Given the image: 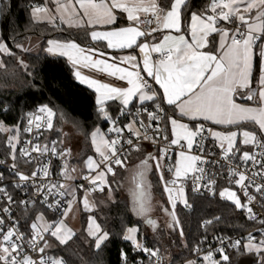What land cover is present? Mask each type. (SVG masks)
Segmentation results:
<instances>
[{
    "label": "snow or ice",
    "instance_id": "obj_1",
    "mask_svg": "<svg viewBox=\"0 0 264 264\" xmlns=\"http://www.w3.org/2000/svg\"><path fill=\"white\" fill-rule=\"evenodd\" d=\"M186 4V0H169L167 8L160 6L158 0H67L66 3H61L57 0V10L66 12L69 7L73 9V15L81 16V20L70 26L76 27H103L105 25H114L117 22L115 10L119 9L127 14L129 22L125 27L112 28L108 31H91L90 38L93 41H106L109 49L139 48L142 54L141 60L135 56H125L119 58L116 62L115 58H111L109 54L97 48H86L76 43L75 41L58 42L49 41L51 45L47 51L49 53L59 52L61 55H67L73 62L74 66L83 63L85 67H91L99 72L107 73L110 76L117 77L119 80L127 81L128 87H114L110 84H104L97 80H90L87 77L81 76L80 72L75 73L76 77L82 82L89 84L99 94L97 104L99 112L107 119H111L104 107L107 100H119L123 106L122 112L126 111L127 106L137 98L143 101H155L159 98L163 104L172 106L174 110H178L181 116L189 117L195 120L202 117L205 121H212L215 124H236L241 122H251L256 126L259 135L256 131L238 130L229 131L227 133L214 132L211 129H206L203 124L190 128L188 124L181 123L177 119L169 116L168 122L171 124V133L173 139L170 144L160 149V156L156 157L151 154L142 161V170L137 173L138 179L137 190L135 193L137 215H146L149 211L147 207L148 193L145 189V176L150 171L149 161H153L155 169L160 171V179L163 180V165L161 161L169 155L171 145H180L179 159L174 167L167 168V171L173 172L174 179L166 182L165 190L170 193L169 199L175 201L171 196L175 188L177 180L182 177H187L189 173H201L199 176L194 175V181L203 179L204 169L199 167V163H205V158L200 155L188 154L193 147H197L202 152L204 145L202 141L205 139L204 133L216 138L219 141V146L224 150L226 159H229V153L235 156L240 149L236 146L237 138H241V142L245 145L258 146L264 150V0H211L209 9L203 14H191V24L188 31L190 38L184 34L163 36L159 43H149L147 38L154 37L162 27L165 30H175L181 32L182 8ZM79 6L78 11L76 6ZM35 11H41L36 9ZM210 12L211 14H207ZM143 13L144 15H140ZM235 24L234 28L220 27L219 24ZM217 33L220 36L219 48L215 51H208L207 37L210 33ZM145 38L144 42L138 43L139 38ZM259 49V66L258 87L253 89L252 79L254 70V58L257 56L256 50ZM0 51L11 54L6 45L0 43ZM156 53L160 56L158 60L152 59V54ZM103 57V58H101ZM110 60L112 62H110ZM3 62L0 61V66ZM125 65V66H121ZM143 73V74H142ZM145 77L151 78L162 93L153 92L149 86L148 80ZM241 89L247 90L246 99L253 101L256 106H249L237 103L235 96L240 93ZM243 95V93H240ZM155 111L147 112L149 124L145 125L143 121H133L126 125L129 131H132L133 124L138 123L141 128L145 129L143 139L152 140L156 143V136H160L163 129L160 127L159 121L164 119L161 113L164 108L161 103L155 105ZM39 111L46 114L45 123L48 129L53 128V120L56 113L47 105L41 106ZM139 111V110H138ZM147 111V109H145ZM37 120L40 117H36ZM155 122V125L152 124ZM32 121H29L31 125ZM38 128L39 124L36 125ZM152 128L155 136L149 137L147 131ZM0 130L3 125H0ZM25 131H31V127ZM111 131L119 134L123 131L121 128L113 127ZM137 139L141 138V133L135 131ZM93 143L96 145L97 152L100 153L102 160L100 163L105 165V171L98 172L95 178L85 177L89 179L92 185H95L99 190L103 191V185L106 183V173L115 175L113 165L124 166V159L127 158L124 154V159H121L122 149L118 148L120 139L108 140L100 133L99 129L91 133ZM199 137V139H197ZM165 141L168 140L167 135L163 136ZM184 144H181V141ZM9 146L13 149L12 159L15 160V145L13 138L9 139ZM128 145H133L131 139L127 140ZM133 147H136L133 145ZM107 149V153L101 149ZM34 151H40V146L37 145ZM44 151H48L47 147ZM52 152L56 153L55 147ZM24 156H30L27 151H22ZM264 155V151L261 152ZM243 162L252 161L254 164L259 163L261 168H264V160H257L254 153L244 151L239 157ZM89 170L99 168V164L89 157ZM13 169L17 166L14 163ZM45 176L48 175L47 168L42 169ZM230 174L238 177L234 183L239 185L248 197V202L255 199L254 196L248 194L249 184H254L251 177H248L244 172H240L238 168H230ZM66 174V173H65ZM264 175L262 173H253L255 175ZM16 175L21 181H27L31 177L17 172ZM37 172H33L35 177ZM99 181V185H97ZM247 181V183H246ZM210 183L214 184L212 180ZM171 185V187H169ZM256 191L264 193V184H254ZM56 188V185H52ZM63 187V185L59 186ZM198 190V189H197ZM0 189V192H3ZM39 191V189H38ZM183 187L178 189V193L183 197ZM63 194V193H61ZM7 195V193H5ZM220 195H227L229 200H232L236 207L247 208L250 219H255L256 214L248 205L242 204L235 192L224 189ZM8 203L12 202L11 196L7 198ZM26 203V202H24ZM187 206V201L184 200ZM87 206V202L85 201ZM70 207V205H69ZM4 213H10V209L5 207L0 209ZM173 215L174 222L178 223ZM38 220H43L38 217ZM4 217H0V225H4ZM18 222H14L11 227L5 232L0 228V264H66L62 258L45 261L41 256L39 260L33 259L25 251L26 247H31L33 251L44 253L47 245V240L44 233H49L51 237L58 240L60 244H67L74 233L63 224L57 222L53 224L47 223H32L30 225L31 233L25 235L20 232L16 226ZM147 223L155 226V222L151 219ZM91 224H95L92 220ZM128 234L124 237L125 240L133 242L135 247L143 252H146L149 259L159 260L158 250H152L144 247L136 240L134 233L135 228H129ZM90 235L95 237V248L100 249L101 245L108 239V233L102 232L98 224L95 225V230L90 231ZM181 234H183L181 232ZM43 242L44 246H41ZM240 242L236 241L232 246L239 247ZM244 247L249 251H255L257 254L264 252V240L258 243L249 235L248 243ZM223 253V248L218 250ZM122 258L126 261L127 257L122 254ZM206 261H212V252L209 251L205 255ZM222 261H228L227 255H222ZM212 264L219 262L212 261ZM264 264V259L261 260Z\"/></svg>",
    "mask_w": 264,
    "mask_h": 264
},
{
    "label": "trees",
    "instance_id": "obj_2",
    "mask_svg": "<svg viewBox=\"0 0 264 264\" xmlns=\"http://www.w3.org/2000/svg\"><path fill=\"white\" fill-rule=\"evenodd\" d=\"M208 2L209 0H187L182 9L183 20H186L191 11L203 14ZM40 3L42 0H0V43L4 42L11 53L1 55L3 65L0 66V107L6 108L3 118L7 123L19 122L27 111L37 106L47 105L52 108L57 115L53 120L50 134L66 145H68L67 138H75L78 148L75 150L72 145L69 146L72 154L69 163L73 165L92 153L90 133L98 126L103 129L106 126V120L98 110L95 93L76 81L66 58L50 55L44 51L46 40L49 38L88 42L86 30L34 22L29 15L30 9ZM159 4L167 8L169 0H159ZM32 34L41 37L40 51L30 53L20 50L18 45ZM256 72L255 68L254 81ZM163 106L165 123L168 126L167 117L175 114L169 106L165 104ZM104 107L109 117H114L123 108L116 101H109L104 104ZM189 123L191 126L196 124L195 121ZM249 125L243 123L235 127ZM64 128H68L72 134L64 136L62 133ZM151 153L147 148L130 152L126 159L123 158L129 165L125 169L118 166L115 175L111 176L115 198L113 201L98 205L94 211L101 229L108 233V239L100 249L95 248L94 238L87 236L84 232H78L67 244H59L51 237L47 238V251L55 257L62 258L66 264H121L122 254L127 257V261L135 260L140 255L131 241L124 239L125 229L135 226L138 240H144L152 248H159L164 258L163 264H179L190 258L194 245L202 234H232L254 227V223L246 221L242 211L233 204L222 202L217 196L192 194L187 195L192 210L185 211L180 205L176 207L178 227L169 211L151 161H149L151 170L146 173L148 188L153 195L156 193L162 199V208L170 214L173 224L171 227L163 221L155 226L145 224L144 215H137L134 210L135 190L125 184L124 177L129 167L135 166L137 168L133 176L135 180L137 173L142 170V161ZM104 192L105 188L100 194ZM40 209H42L40 206H35L26 211H20V225L23 230L27 232L30 230V223L34 220L36 211ZM43 211L45 212L44 209ZM50 217L54 218V216ZM204 222L205 225L201 228ZM255 235L256 238L264 236V231ZM243 255L244 250L241 244L230 251L227 255L228 261H223L221 264H240ZM249 264L260 263H257L254 257Z\"/></svg>",
    "mask_w": 264,
    "mask_h": 264
},
{
    "label": "built area",
    "instance_id": "obj_3",
    "mask_svg": "<svg viewBox=\"0 0 264 264\" xmlns=\"http://www.w3.org/2000/svg\"><path fill=\"white\" fill-rule=\"evenodd\" d=\"M210 3L211 0H209L203 13L207 12ZM207 14L211 13L208 12ZM125 23L128 25L129 22L125 20ZM219 26L230 29L235 27L233 24L230 25L223 22H221ZM155 35L156 34H154V37ZM154 37L147 38L148 42L153 40ZM143 39L145 40V38ZM159 58L160 56L158 54H153V60H158ZM145 78L148 80L152 91L157 92L155 82L149 77ZM157 103H161L164 108L162 101L157 98L155 101L133 105L132 107L126 109V111H120L114 117H110L111 119H107L103 115L106 120V126L101 129L102 135L108 140L120 139L121 143L118 145V148L122 149L121 159L124 158V154L127 156L130 152L137 151L140 148H147L152 152L151 155L159 157L161 154L160 149L170 144L172 138L169 134V125L167 126L165 123V111L161 113L164 119L159 121L163 132L160 136L155 137L156 143H153L150 139H143L145 129L141 128L138 123L133 124L132 131H129V129L125 127L134 120L143 121L145 125L149 124L147 112L155 111V105ZM41 106H37L36 108L27 111L23 115L22 119L16 123L5 122L3 113L6 111V108L0 107V125H3L4 129L0 130V189L4 190L3 192H0V209L5 207L10 209V213L0 211V217H4L5 219L4 225H0V228H2L5 232L13 225L14 222H18L16 226L19 231L24 233L26 236L29 235L32 230L31 228L28 232L23 230L20 225L21 221L19 213L20 211H26L35 206H40L42 208L36 211L35 217L36 214L39 211H43V209L46 214L50 216H60L67 203V194L64 190L65 183L74 184L77 188L86 186L92 189V191L96 194L103 192L99 190L97 186L92 185L89 179H68V174L74 172L73 166L69 163L72 155L71 149L68 145L63 144L57 137L50 134L51 129H48L45 123L46 114L39 111ZM145 109H147V111H145ZM36 117H40V119L37 120ZM30 120L32 121L31 125L29 124ZM37 124L40 125L39 128L36 126ZM152 124L155 125V122H152ZM200 124H203L204 127L208 129L207 125L204 123ZM29 127H31V131H25V129ZM113 127H118L123 130L119 134V137L115 131H111ZM137 130L141 133V138L139 139H137L135 135V131ZM147 135L149 137L155 136L152 128L148 129ZM164 135H167V141L163 139ZM204 136L205 139L202 141L204 150L201 152L200 149L195 146L191 150L193 155H200L205 158V163L198 164L199 167L204 169V173L202 174L203 179L194 181V175H201V173L197 172L195 174L189 173L187 177H182L177 180L175 188L171 193V196L175 201V207H173L172 200L169 199L170 193L165 190V184L166 182L174 179L173 172L167 171V168L175 166L176 153L182 150L180 145H171L169 148V155L161 161L163 165V168L161 169L163 172V180L160 179V171L155 169L153 161H151V164L159 178L160 186L171 214L174 213L175 215V210L178 205L182 206L185 211L192 210V206L187 200L188 194L195 196H217L222 202L233 204L236 207L235 203L227 198V195L223 197L220 195L224 189L235 192L242 204L248 205L252 208V211L256 214L255 219L249 218L247 208L236 207L242 211L243 217L246 221L254 223L253 228L232 234H202L198 242L194 245L193 253L189 258L193 261V264H212V261L219 262V264H221L223 262L221 259L222 255H228L230 251L237 248L232 246L236 241H239L241 245L243 241L249 238L250 234L253 238H256V233L264 231V193L257 192L254 186V184H264V175L258 174L253 177V173H262L264 172V168H261L259 163L254 164L252 161L245 163L239 158L242 152L248 151L254 153L258 161L264 160V155H261V152L264 150H261L258 146L254 145H251L249 148L238 147L240 151L237 152L235 156H232V154L229 153V159H226L224 150L212 141L207 132L204 133ZM10 138H13V144L15 145V160L12 159L13 149L8 143ZM129 139L133 141V145L136 147L127 144V140ZM197 139H199V137ZM184 143L185 142L182 140L181 144ZM37 145L40 146V151L33 150ZM45 147H47L48 151H44ZM53 147H55L56 153L52 152ZM22 151H27L31 155L24 156L21 154ZM107 151L108 150L106 149L105 153H107ZM100 159L102 160L101 156ZM14 163L17 166L15 169L12 167ZM117 167L118 166L113 165L114 172H116ZM44 168H47L48 170L47 176L43 174L42 169ZM230 168H238L240 172H244L248 177L253 179L254 184H249L247 189L248 194L255 197V199L251 201V204H249L248 197L244 194L241 187L234 183L235 179L238 177L230 174ZM100 169L105 170V165L103 163H101L98 170ZM17 172L23 173L24 175L31 177V179L21 181L16 175ZM33 172H37L35 177L32 176ZM108 175L113 176L110 173H108ZM212 180L215 181L214 184L210 183ZM52 185H56L57 187L52 188ZM61 185H63V187H59ZM97 185H99V182H97ZM181 186L184 190L182 198L178 193V189ZM169 187H171V185H169ZM5 193H7V195H5ZM8 196H11L12 198L11 203H8ZM184 200L187 201V206L185 205ZM34 220H32V222H34ZM176 224L178 226V223ZM204 225L205 222L202 223L200 227L203 228ZM44 236L47 240V238L50 237V234L44 233ZM138 242L148 249L158 250L159 260L149 259L146 252L137 249L131 242L132 246L139 252L140 255L137 256L135 260L125 261L122 258L121 264H163L164 258L159 248H152L147 245L144 240H138ZM41 246H44L43 242H41ZM221 248H223V253L218 251ZM25 251L35 260H39L41 256L44 257L45 261H51L55 258L47 251V247L45 248L44 253L33 251L31 247H26ZM209 251L212 252V261H206L204 259L205 255H207ZM183 263L184 261L179 264Z\"/></svg>",
    "mask_w": 264,
    "mask_h": 264
},
{
    "label": "rangeland",
    "instance_id": "obj_4",
    "mask_svg": "<svg viewBox=\"0 0 264 264\" xmlns=\"http://www.w3.org/2000/svg\"><path fill=\"white\" fill-rule=\"evenodd\" d=\"M42 7V5H41ZM40 6H33L30 9V18L34 21V22H44L42 20H38L41 19V15H40V11H38L39 13L37 14V11H35L36 9H39ZM37 15H40L38 18H36ZM3 44H5L4 42H1ZM41 37H39L38 35H28L27 38L18 45L19 49L22 51H26V52H30V53H38L41 49ZM44 51L47 52V48H44ZM8 52H3L0 51V61H1V55L2 54H6ZM97 129H99L100 133L101 129L100 127H96L92 130V132L96 131ZM62 133L63 135L66 137L69 136L70 134H72L70 132V130L68 128H64L62 129ZM91 132V133H92ZM90 133V143H91V148H92V153L87 155L86 157H84L82 160H80V162H77L76 164H73V169L74 172L73 173H69L68 174V179L70 180H84L85 177H93L95 178L98 174V172L100 171H105L104 169H100L99 168H94L93 170H89L87 164H88V160L89 157L92 158L93 161H95L97 164H99V167L101 165V159H100V153L97 152L96 150V145L93 143L92 140V136ZM67 143L68 146L72 145L73 148H78L75 144V138L74 137H69L67 138ZM76 150V149H75ZM74 150V151H75ZM102 151L106 152V149H101ZM76 154V153H75ZM128 162L125 161L124 162V166L121 167V169H125L128 166ZM117 171V170H116ZM137 171V168L135 166H130L128 169V172L126 173V176L124 177V181L125 184L127 186L132 187L135 190L136 193V184L138 183V179L135 178V180H133V176L135 175ZM116 173V172H115ZM113 177V176H112ZM111 176L108 175V173H106L105 176V181L106 183L103 185V187L105 188V192L103 194H96L92 191V189L83 186L82 188H77L74 184H64V190L67 194V203L66 206L64 208L63 213L58 216V217H50L49 215H47L44 211H39L36 214L35 220L32 223H47V224H53V223H57V222H63V224L67 227V229H70L72 233H78V232H84L87 236L94 238V244H95V237L90 235V231H94L95 230V225L98 224V221L96 220L95 216H94V211L96 209V207L98 205H102L107 201H113L115 198V192L114 189L112 187V181H111ZM145 189L146 192L148 193V201H147V207L149 209V211L146 213V215H144V218H151L152 221L155 222V225H157L160 222H164L168 227L172 226V221H171V217L170 214L165 211L162 207V199L159 197V195H157L156 193L153 195L152 191L148 188V181L146 180V176H145ZM99 182V181H97ZM85 201L87 202V206L85 205ZM70 205V207H69ZM38 217H42L43 220H38ZM94 220L95 224H91V221ZM100 226V225H99ZM129 228H135L137 229V227L135 226H130L127 227L124 231V237L128 234V229ZM100 230L102 232H106L104 230L101 229ZM137 231L134 233L136 240L137 236H136ZM51 237V236H50ZM53 240H55L56 242H58V240L54 237H51ZM261 240H264V236H260L258 238H254L255 242H259ZM130 241V240H129ZM132 242V241H131ZM59 243V242H58ZM133 243V242H132ZM248 243V239L243 241L242 243V247L244 250V255L242 256L241 259V263L240 264H249L250 261L255 257L257 260V263L261 264V260L264 259V252H261L259 254H257L255 251L249 252L244 245H246ZM60 244V243H59ZM55 257V256H54ZM59 257H55L54 259H57ZM183 264H193V261L191 259H187L184 261Z\"/></svg>",
    "mask_w": 264,
    "mask_h": 264
},
{
    "label": "crops",
    "instance_id": "obj_5",
    "mask_svg": "<svg viewBox=\"0 0 264 264\" xmlns=\"http://www.w3.org/2000/svg\"><path fill=\"white\" fill-rule=\"evenodd\" d=\"M66 2H67V0H61V3H66ZM158 2H159V0H158ZM186 2H187V0H186ZM72 3L74 4L75 0H72ZM41 5H42V7H41ZM34 6H40L39 9H41L40 15H41L42 18L39 19L38 17L40 15H37L36 18H38V20H42V21H44V22H46V23H48V24H50L52 26L53 25H56V26L60 25V26H64L65 28H70V29H85L86 33L88 35V38H89V41L85 42V43H81L80 41L75 40V39L49 38V39L46 40V44H45L44 48L46 47L48 49L51 46L48 43L49 41H58V42H61V43L68 42V41H75L76 43H78L81 46L86 47V48H97V49H100L101 51L105 52L106 54H109L111 58H115L116 62H119V58L131 55V56L137 57V59L141 60V63H142V59H141L142 54L140 53L139 48H137L135 46H133L132 48L109 49V48H107V42L106 41H93L90 38L89 33L91 31H94V30L95 31H108V30H111L112 28H119V27L127 26V24L125 23V20H127L126 19L127 14L123 13L121 10H119V9L115 10L118 19H117V22L114 25H105L103 27H100V26L88 27L86 25L85 27H76V26H70V25H73L74 23L80 21L82 17L73 15V9L71 7H69L66 12L58 11L57 10V7H58L57 0H42V3H40L38 5H34ZM76 9L78 11L82 12V10L79 9L78 5L76 6ZM38 13L39 12L37 11V14ZM193 13L201 14L198 11H191L189 13L188 17L186 18V20L185 19L183 20V18H182V21H181V32L180 33H177L175 30H165V29H163L161 27L159 32L156 33L154 39L149 41V43H159V42L162 41L163 36L167 35V34H171L173 36L178 35V34H184L187 38H190V32L188 31V29H189V26L191 24V14H193ZM142 14L143 13H140V15H142ZM233 25H235V24H233ZM212 37H214V38H212ZM207 41H208V48L206 50H208V51L218 50L220 36L217 33H215V32L210 33L208 35V37H207ZM142 42H144V39L143 38H139L138 39V43H142ZM258 43H264V41H260ZM256 52H257V56H256V58H254L253 74H254L255 68L257 69V72H256L255 81L252 79V82H251L253 89L258 87L259 66H260V63H261V61L259 59V49H257ZM47 53L50 54V55H59V56L65 57L67 62H68V64L70 65V67L72 69V72H73V75H74L76 81L79 82L80 84L88 87L89 89H91L95 93L96 101H97V97H98L99 94L89 84L82 82L80 79H78L76 77L75 73L77 71L80 72L81 76L87 77L90 80H97V81H99L101 83L110 84V85H112L114 87H121V88L128 87L127 81L119 80L117 77L110 76L107 73L99 72V71H97V70H95V69H93L91 67H85L83 63H79V64H76L74 66L73 62L69 59V57L67 55H61L59 52L49 53L47 51ZM153 54H156V53H153ZM153 54H152V59H153ZM101 58H103V57H101ZM110 62H112V61L110 60ZM121 66H125V65H121ZM155 85H156L157 93H162V89L159 88V85H157L156 83H155ZM240 93H243V95H241ZM240 93H238L235 96V100H236L237 103H241V104H245V105H249V106H256V104L253 101H249V100L246 99L247 90L241 89ZM109 101H116L117 103H119L122 106V104H121V102L119 100H107V101H105V103H107ZM148 102H150V101L141 102L138 99V97L137 98H133V101L127 106V109L131 105L133 106V105H136V104H144V103H148ZM165 105L169 106L167 104H165ZM169 107L172 109V111L175 114L174 116H171V117L177 119L181 123L188 124L190 128H195L198 124L204 123L205 125H207L208 129H211L214 132L227 133L229 131L249 130V131H256L257 134L259 133L258 130L256 129V126L254 124H252L251 122H241L240 123V124H243V123L250 124L248 127H235V126H238V125H236V124H232V125L215 124L212 121H205L202 117H198L195 120H193V119H190L189 117L181 116L179 111L178 110H174L172 106H169ZM190 121H195L196 124L194 126H191L190 123H189ZM168 125H169V134H170L171 138L173 139V136H172V133H171V124L169 122H168ZM231 127H233V128H231ZM209 137L212 139L213 142H215L216 144L219 145V141L216 138H214V137H212L210 135H209ZM236 146L239 147V148H249L251 145L243 144L241 142V138L238 137L237 138V142H236ZM188 154H192V152H190ZM178 159H179V152L176 153V161ZM176 161H175V164H176Z\"/></svg>",
    "mask_w": 264,
    "mask_h": 264
},
{
    "label": "water",
    "instance_id": "obj_6",
    "mask_svg": "<svg viewBox=\"0 0 264 264\" xmlns=\"http://www.w3.org/2000/svg\"><path fill=\"white\" fill-rule=\"evenodd\" d=\"M136 190H137V184H136ZM148 219H151V218H149V217L146 218V219L144 220V223H145V224H149V223H147V220H148ZM151 220H152V219H151Z\"/></svg>",
    "mask_w": 264,
    "mask_h": 264
}]
</instances>
